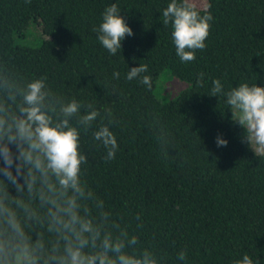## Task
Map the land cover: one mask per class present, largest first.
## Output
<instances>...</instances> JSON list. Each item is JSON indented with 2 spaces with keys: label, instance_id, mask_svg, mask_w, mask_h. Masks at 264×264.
Wrapping results in <instances>:
<instances>
[{
  "label": "trees",
  "instance_id": "obj_1",
  "mask_svg": "<svg viewBox=\"0 0 264 264\" xmlns=\"http://www.w3.org/2000/svg\"><path fill=\"white\" fill-rule=\"evenodd\" d=\"M113 3L133 32L114 56L94 31ZM168 3L0 0V63L26 80L46 77L66 100L91 103L102 115L110 110L115 158L105 162L106 150L93 142L91 130L81 133L82 179L141 245L164 257L163 264H235L245 254L264 264V156L242 142L224 98L208 96L214 79L225 92L241 83L264 87V0H205L195 7L204 14L210 5L213 19L206 48L190 63L180 62L171 25L163 24ZM35 24L40 42L31 30L26 34ZM140 64L148 65L151 90L125 79ZM164 73L188 87L163 99ZM200 73L203 87L196 86ZM218 135L226 147H217ZM181 250L184 262L177 258Z\"/></svg>",
  "mask_w": 264,
  "mask_h": 264
},
{
  "label": "clouds",
  "instance_id": "obj_2",
  "mask_svg": "<svg viewBox=\"0 0 264 264\" xmlns=\"http://www.w3.org/2000/svg\"><path fill=\"white\" fill-rule=\"evenodd\" d=\"M208 7L201 14L188 0H170L162 11L181 63L194 61L196 52L206 48L213 19ZM120 11L115 3L106 7L94 29L113 56L121 53L125 37L133 35ZM147 72L148 65L140 64L125 79L151 90ZM119 77L113 72L114 79ZM203 77L198 75L197 87L204 86ZM211 83L208 96L224 98L232 123L243 130L242 142L264 156V87L241 83L225 92L219 79ZM113 122L110 110L102 115L91 103L66 100L48 87L46 77L26 80L0 63V264H163L164 257L141 245L82 179L87 159L79 151L81 133L91 130L108 162L118 150L109 128ZM160 142L167 151V137ZM215 143L226 147L228 141L218 135ZM186 256L181 250L177 258L184 262ZM235 264L254 261L245 254Z\"/></svg>",
  "mask_w": 264,
  "mask_h": 264
},
{
  "label": "rangeland",
  "instance_id": "obj_3",
  "mask_svg": "<svg viewBox=\"0 0 264 264\" xmlns=\"http://www.w3.org/2000/svg\"><path fill=\"white\" fill-rule=\"evenodd\" d=\"M204 1L205 0H188V3L193 5L196 8H202L204 6ZM29 28H30V25L27 28L28 30L26 34H30L32 32L35 36H37L35 38L37 42H40L41 40L39 39H41L43 35H41L39 24L33 25L31 29ZM29 30H31V32ZM162 78L163 80L161 82L159 94L163 99H166V100L173 99L181 91H183L186 87H188L187 82L182 81L180 79H176L175 77L170 76L168 73H164Z\"/></svg>",
  "mask_w": 264,
  "mask_h": 264
}]
</instances>
